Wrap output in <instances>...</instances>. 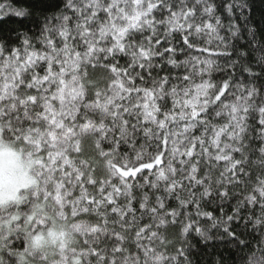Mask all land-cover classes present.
I'll return each mask as SVG.
<instances>
[{
  "label": "trees",
  "instance_id": "1",
  "mask_svg": "<svg viewBox=\"0 0 264 264\" xmlns=\"http://www.w3.org/2000/svg\"><path fill=\"white\" fill-rule=\"evenodd\" d=\"M0 7V264H264V0Z\"/></svg>",
  "mask_w": 264,
  "mask_h": 264
},
{
  "label": "rangeland",
  "instance_id": "2",
  "mask_svg": "<svg viewBox=\"0 0 264 264\" xmlns=\"http://www.w3.org/2000/svg\"><path fill=\"white\" fill-rule=\"evenodd\" d=\"M10 14H15V11L0 7V15ZM56 149L60 147L56 146ZM40 166L32 164L29 156L5 142L0 134V207L20 204L27 200L29 194L30 198L35 197L41 182L34 167ZM41 190L43 191L44 187L41 186Z\"/></svg>",
  "mask_w": 264,
  "mask_h": 264
}]
</instances>
